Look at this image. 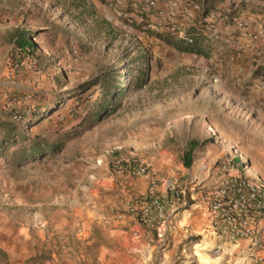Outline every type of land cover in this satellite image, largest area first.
I'll use <instances>...</instances> for the list:
<instances>
[{
  "label": "rangeland",
  "instance_id": "obj_1",
  "mask_svg": "<svg viewBox=\"0 0 264 264\" xmlns=\"http://www.w3.org/2000/svg\"><path fill=\"white\" fill-rule=\"evenodd\" d=\"M102 6L0 0V250L9 264L45 249L46 264H241L245 242L216 255L210 229L175 228L188 205L161 241L140 228L129 207L148 182L116 173L111 161L144 162L161 191L180 178L188 142L212 138L213 157L238 155L264 182V47L242 53L203 22L177 24L201 54L181 52L155 36L169 35L145 14ZM18 29L34 33L36 55H14ZM35 139L47 152L25 156Z\"/></svg>",
  "mask_w": 264,
  "mask_h": 264
},
{
  "label": "built area",
  "instance_id": "obj_2",
  "mask_svg": "<svg viewBox=\"0 0 264 264\" xmlns=\"http://www.w3.org/2000/svg\"><path fill=\"white\" fill-rule=\"evenodd\" d=\"M100 1L107 10L115 14L123 5L137 3V0ZM166 1L142 0L140 14L154 11L162 15L159 6ZM169 3L174 7L178 5L177 0H171ZM188 5L193 12L199 10L198 3L189 2ZM204 22L207 25L206 30L212 32V20L205 19ZM158 27L186 45L194 44V39L190 35L179 31L171 14L159 22ZM246 36L255 45L264 39V28H254L246 32ZM253 47L252 49L255 48ZM30 65L34 67L35 61H31ZM16 68L14 67L9 75H13ZM260 87L264 89V80H261ZM14 119L19 120L17 117ZM236 158L238 155L227 157L216 165L215 182L207 199L209 229L218 241L214 253L220 255L225 245L237 248L240 247V243L245 242L241 264H264V183L249 176L241 161V164L237 163L241 171L234 168ZM111 167L116 173L147 180L146 191L129 207V213L140 228L152 233L156 240H163L174 228L173 220L178 209L188 205L186 192L180 186V180L178 178L164 180L160 191L156 179L144 162L134 163L116 156L111 161Z\"/></svg>",
  "mask_w": 264,
  "mask_h": 264
},
{
  "label": "crops",
  "instance_id": "obj_3",
  "mask_svg": "<svg viewBox=\"0 0 264 264\" xmlns=\"http://www.w3.org/2000/svg\"><path fill=\"white\" fill-rule=\"evenodd\" d=\"M169 1L171 0H167L159 6L162 15H158L157 12L153 11L145 14V18H150V21L157 25L171 14L176 24L185 26V28L197 27L205 19H210L213 23L212 35L215 39L235 45L237 50L239 49L242 53L255 52L264 47V39L253 45L246 36V32L254 28H264V0H177L178 5L175 7ZM187 2L198 3L199 10L193 12L186 4ZM141 3L142 0H137L134 5H123L116 14L123 17H136L140 13ZM205 7L210 9H207L206 12ZM201 27L206 28V26ZM216 35H219V38ZM175 41L182 43L177 39ZM211 139L204 138L200 142L210 141ZM213 144L214 141L212 140V142L194 152L190 168L184 166L182 155L183 166L178 179H180V186L186 192L188 207L176 215L180 219L175 224V228L187 229L186 231L190 230L191 233L195 234L209 229V219L206 212L207 199L212 184L215 182V167L223 159L234 156L219 154L213 157L211 148L214 146ZM201 150H203L202 154L200 153ZM169 161H171V157ZM234 168L241 171V167L236 162H234ZM136 183L139 184L142 190L145 189V182L138 181ZM134 191L137 192L138 190L135 188Z\"/></svg>",
  "mask_w": 264,
  "mask_h": 264
},
{
  "label": "trees",
  "instance_id": "obj_4",
  "mask_svg": "<svg viewBox=\"0 0 264 264\" xmlns=\"http://www.w3.org/2000/svg\"><path fill=\"white\" fill-rule=\"evenodd\" d=\"M33 34L34 33L28 34L26 31H23L20 29L15 31V33L13 34V41H14V52L13 53H14V55H17L21 58H27V57H32V56L37 54V47H36L35 43L30 39V37ZM155 36L158 39L162 40L165 44L172 46L181 52L196 54V55L201 54V51L196 46L183 47V46H181L180 43H177L175 41V39L171 36H167V37L160 36V35H155ZM141 59L147 60V57L145 56V57H142ZM19 62H21V60H19ZM257 73H263L264 74V67L260 68L257 71ZM99 81L97 80L95 82V84L98 83ZM105 81L108 82V83H106L108 88L113 87V90L114 89H116V90L122 89L121 81L118 84L116 83V85H113L110 82L109 78H106ZM74 92H75L74 90L69 91V93H74ZM105 93H106L105 99H109V102H110L113 98L114 91H113V93H110V95H108L109 91H106ZM117 96L115 97V99L117 98ZM4 132L6 134V138L4 139V141L5 142L11 141V138L13 135L12 129H9V127H8V129L7 128L4 129ZM212 140L213 139H211L210 141H204V142H199L196 140L189 141L187 146H186V150L184 151V154H183L184 166L186 168H190V166L192 164L194 152L196 150L202 148L203 146H205L207 143L212 142ZM37 142H38V139H35V141L31 145V149L25 154V156L28 154H32V155L40 154V153L45 154L47 152L46 150L48 149L49 145L39 144ZM116 155H117V153H116ZM235 162L238 163L239 159L236 158ZM51 261H52V253H51V251L45 249V250L38 252L33 257H30L29 259H27L24 264H46V263L51 262ZM0 264H9L6 254L1 250H0ZM60 264H65V263H60Z\"/></svg>",
  "mask_w": 264,
  "mask_h": 264
},
{
  "label": "bare ground",
  "instance_id": "obj_5",
  "mask_svg": "<svg viewBox=\"0 0 264 264\" xmlns=\"http://www.w3.org/2000/svg\"><path fill=\"white\" fill-rule=\"evenodd\" d=\"M209 127V132L210 133H212V134H214V135H217V133H216V131H215V129L214 128H212L211 126H208ZM237 154H239V152H237ZM242 158V161L244 162V163H246V161H245V159H244V157H241ZM250 169V173L252 174V175H255V177H256V179H259L260 181L262 180L258 175H257V173L253 170V169H251V168H249ZM264 181V180H263ZM264 183V182H263Z\"/></svg>",
  "mask_w": 264,
  "mask_h": 264
}]
</instances>
